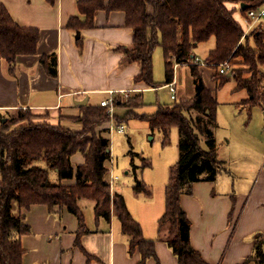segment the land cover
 <instances>
[{"label":"trees","instance_id":"obj_1","mask_svg":"<svg viewBox=\"0 0 264 264\" xmlns=\"http://www.w3.org/2000/svg\"><path fill=\"white\" fill-rule=\"evenodd\" d=\"M226 3L246 4L245 8L240 5V11L245 13L249 8L264 5V0H78V10L85 19L80 21L72 16L67 22L68 27L77 31L92 26L97 10H123L126 25L133 31V42L130 47L119 49L124 62L135 60L138 63L140 73L135 81L147 86H158L153 81L152 61L157 45L163 51L164 82L172 80L175 63L190 65L195 95L160 105L155 112L143 115L151 130L162 133L163 144L168 142L173 127L178 130L179 154L169 167L164 188L165 208L158 219V229L167 228L166 242L177 256L178 264H206L190 243V221L180 205V196L191 193L193 182L214 180L224 169V162L217 157L213 133L217 100L204 85L197 64L190 63L197 44L212 36L215 38V46L209 50L205 62L216 71L217 65L225 59L240 56V61L234 63L241 67L232 64L227 72L231 71L230 76H234L236 89L247 91L241 103L247 106L248 114L253 106L264 108V27L258 24L244 33V27L233 15L234 9H229ZM38 39L37 28L19 25L0 3V55L10 68L16 55L35 53ZM40 61L48 74L57 75L54 53L43 54ZM227 72H216L217 86L229 78ZM245 74L248 75L243 77ZM118 104L128 108L125 116H133V108L142 104L141 96L135 94ZM192 112L203 113L207 118L203 121L198 117L193 119ZM46 118L30 109L0 115V264H23L24 248L20 237L29 233L30 227L20 210L34 203L46 204L50 209L55 205L66 206L78 221V243L81 235L88 231L77 204L80 198L95 202L96 222L100 218L109 221L113 207L122 232L131 238L130 252L137 248L142 262L155 256V240L143 236L123 194L112 192L106 178L108 139L99 134V126L111 118L117 121V117H111L105 106L84 105L77 116L70 118L81 122L80 129L51 123ZM200 136L207 149L201 146ZM76 152H81L85 161L74 169L70 157ZM134 155L141 157V163L134 164L132 157L133 190L150 196L151 189L138 175L151 162L136 152L132 153ZM52 171H56V182H51ZM72 177L74 184L62 183L63 178ZM13 203L18 206L17 214ZM245 264H264V233L255 234L253 251Z\"/></svg>","mask_w":264,"mask_h":264},{"label":"crops","instance_id":"obj_2","mask_svg":"<svg viewBox=\"0 0 264 264\" xmlns=\"http://www.w3.org/2000/svg\"><path fill=\"white\" fill-rule=\"evenodd\" d=\"M77 2L78 0H0L19 25L35 27L39 32L35 53L16 55L12 68L0 55V115L18 109H30L41 114L47 111L50 115L47 119L51 122L55 121L71 129H80L81 122L70 118L77 116L82 106L100 105L101 100L108 98L110 92H114L113 96L117 97L113 106L115 114V108L120 106L118 103L124 102L125 92L132 97L148 87L143 82L135 81L140 67L135 60L124 62V55L119 49L123 46L130 47L133 42V31L126 25L125 12L97 10L93 15L92 26L76 31L68 27L67 22L72 16L78 17L80 21L85 19V15L78 10ZM226 5L229 9H234L235 19L245 29V13L240 11V5ZM147 8L152 10L150 4ZM214 46L215 38L208 44L204 56H195L205 61L209 50ZM48 53H54L56 56V76L48 74L40 61V57ZM196 66L204 85L215 96L218 82L216 69L209 65ZM229 77L234 78L230 75ZM172 79L176 81L174 101L195 95V84L189 64L178 63L174 67ZM167 83L163 82L165 87ZM245 95L247 97V91ZM86 96V104L76 103ZM245 97L241 98V101ZM239 103L240 101L235 102L238 106ZM240 107L247 110L243 105ZM113 127L118 132L125 130L123 123H116L112 118L99 126V134L108 139L111 160L106 161L109 167L106 177L109 178L112 192L122 193V185L128 183H117L119 177L114 175L111 167L113 157L108 133ZM214 127L215 149L217 157L219 155L222 159L218 158L224 162V169L217 173L214 180L193 182L191 193L180 196V205L190 221V243L206 264H245L246 258L252 254L255 234L264 233V154L256 168H249V164L234 167V152L231 156L221 155L223 148L225 153L230 155L231 140H220ZM200 137L201 146L207 149L203 137ZM239 154L243 155L241 152ZM70 160L74 169L85 161L81 152L72 154ZM140 163L141 160L134 161L136 165ZM126 173L132 174L133 177L131 162ZM50 177L51 182H56V171H52ZM139 179L146 184L151 183L148 175L140 174ZM164 181L165 178L162 183ZM62 183L72 185L75 178H63ZM132 191L136 198L142 200L144 207L148 206L147 202L151 196L136 193L133 186ZM123 196L132 217L139 222L144 237L155 240V256L142 262L141 253L137 248L130 252L131 238L122 232L121 224L115 219L113 207L109 221L100 218L96 222L95 202L80 198L77 204L82 210L88 231L81 235L78 243V221L66 206L55 205L50 209L46 204L34 203L28 209L20 210L24 214V222L30 227V232L20 237L24 248L23 264H178L177 256L166 242L167 228L158 229V219L164 208H158L151 216L150 213H141L139 208L140 214H136L135 200L133 202L124 194ZM12 208L17 214L19 209L16 203H13ZM147 219L154 223V231H147Z\"/></svg>","mask_w":264,"mask_h":264},{"label":"rangeland","instance_id":"obj_3","mask_svg":"<svg viewBox=\"0 0 264 264\" xmlns=\"http://www.w3.org/2000/svg\"><path fill=\"white\" fill-rule=\"evenodd\" d=\"M236 17L238 18L237 14ZM213 39L214 38L212 36L210 40L198 44V46L193 50V53L195 55H199L200 57L204 56L208 44L210 42L212 43ZM240 59V56H236L234 58H227L224 61L227 60L229 62V67L232 66V64L235 65V67H241L239 64H235V61H240ZM152 61L153 81L155 84H158V86H148L145 89H142V93H140L142 104L133 108V112L135 113V115L133 116H125L128 111L127 107L121 105L117 106L114 110L116 115L113 113L111 114V117H117V121H115L114 119L113 120L116 123H123L125 130L124 132H118L115 130L116 128L113 127L111 129V132L108 133V137L111 139L110 149L111 155L113 157L111 167H113L112 172L114 173V175H118L119 177L117 183H128L127 185H122V190L124 189V192L122 193L126 197H128L130 201L133 200L134 202L135 200L134 205L136 208L134 209V212L136 214H140V208L141 213H150L149 216H151V214L153 215L154 211H158V208H165L164 188L168 180V171L169 167L176 162L179 151V147L177 145L178 130L176 129V127H173L171 129L168 142L166 144H163L162 133L156 129L151 130L149 128L148 122L143 117V115L155 112L160 105H169L174 102V100L170 96L168 86L166 85L165 87V85L163 84L165 77V62L161 46L157 45L154 48L152 52ZM182 67L186 68V66ZM218 67L219 65H217L216 68L218 69ZM262 71H264V66L262 67ZM247 75L248 74H245L243 77H246ZM217 80L219 79L217 78ZM235 85V79L233 77H229L221 85L216 87L215 97L217 99V111L215 122L216 124L214 127L215 133L218 138H220V140H223L224 142L226 140H231L232 146L229 148L230 155H228V153H225V148L222 149L223 152L221 153V155L223 157L231 156V154L234 152V154L236 155L233 158L236 160L232 163L234 167L237 168V166H244L246 164H249V168H256L257 164L260 163L264 154V131H262L264 129V108H262L261 106H253L250 114H248V111L246 109L240 107L241 105H243L241 103V98L246 96V89H236ZM262 88L264 89V86ZM129 97H131L130 94L129 96H124V101H127ZM238 101H240L239 106L235 104V102ZM245 108H247V106H245ZM191 114L193 119H196V117H198L199 121H203L204 119L206 120L207 118L203 113L192 112ZM43 115H45L46 117L50 116L47 111L44 112ZM41 119H44V117H42ZM45 120L51 122L47 118ZM51 123L56 122L53 121ZM134 152L139 153L144 158H150V160H148L152 163L151 166L146 167L144 171H142L143 175L142 172L139 173V176L140 174L141 176L148 175L151 181L150 184L147 183L148 187L151 189V197L149 198L147 202L149 204L146 207H144L145 204L142 203V200H139L138 198H136V196H134L132 191V186L134 183L132 174L126 173L127 168H129L130 166L132 157L136 162L141 160L140 156H132V153ZM239 152H241L243 155H240ZM218 157L222 159L219 155ZM110 160L111 159L109 158L107 162H110ZM107 168L108 169L106 174H108L109 170V167ZM164 178L165 181L164 183H162ZM110 190L112 191V188H110ZM161 204L162 206H160ZM141 209H143L144 211H142ZM115 217L120 225L119 219L117 218V216ZM146 227L148 232L154 231V223L150 221V219H147Z\"/></svg>","mask_w":264,"mask_h":264},{"label":"built area","instance_id":"obj_4","mask_svg":"<svg viewBox=\"0 0 264 264\" xmlns=\"http://www.w3.org/2000/svg\"><path fill=\"white\" fill-rule=\"evenodd\" d=\"M246 27L244 29V33H247L251 28L260 24L262 27L264 26V6H260L257 8H249L245 11V16L243 18ZM190 63L197 64V65H208L207 62L201 61L198 57H194ZM178 63L174 64V67ZM189 64V63H186ZM229 62L226 60L219 64L217 72L219 73H226L229 69ZM169 88L171 98L176 99V81L172 79L170 82L167 83ZM124 92V91H123ZM114 92H110V96L100 101L101 106L107 107V111L109 112L110 116L113 114V106L116 101V98L113 96ZM125 96H128V93L125 92ZM119 130H122V126L119 127Z\"/></svg>","mask_w":264,"mask_h":264},{"label":"water","instance_id":"obj_5","mask_svg":"<svg viewBox=\"0 0 264 264\" xmlns=\"http://www.w3.org/2000/svg\"><path fill=\"white\" fill-rule=\"evenodd\" d=\"M240 5H241L242 8H245V6H246V4H244V3H241ZM230 74H231V71H229V72L227 73V76H229ZM87 99H88V97L86 96V97H84V98L81 99V100H77L76 103H77V104H80V105L86 104Z\"/></svg>","mask_w":264,"mask_h":264}]
</instances>
